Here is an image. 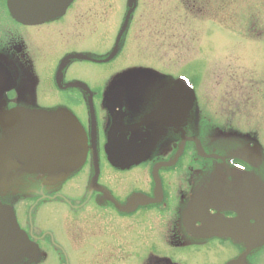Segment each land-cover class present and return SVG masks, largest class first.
<instances>
[{
  "label": "flooded vegetation",
  "instance_id": "flooded-vegetation-1",
  "mask_svg": "<svg viewBox=\"0 0 264 264\" xmlns=\"http://www.w3.org/2000/svg\"><path fill=\"white\" fill-rule=\"evenodd\" d=\"M79 2L45 18L29 0H0V264H107L123 249L102 250L106 237L90 223L142 227L154 215L175 245L143 249L137 264H264V217L250 207L264 193V152L252 135L194 121L191 85L190 111L165 105L176 80L155 105L145 102L138 66L128 75L116 69L135 44L129 13L120 15L126 27L113 52L88 42L94 27ZM129 5L133 12L135 0ZM56 206L71 217L62 221ZM55 212L81 229L70 227L76 243L66 234L75 249L47 224Z\"/></svg>",
  "mask_w": 264,
  "mask_h": 264
},
{
  "label": "rangeland",
  "instance_id": "rangeland-1",
  "mask_svg": "<svg viewBox=\"0 0 264 264\" xmlns=\"http://www.w3.org/2000/svg\"><path fill=\"white\" fill-rule=\"evenodd\" d=\"M135 2L137 6L130 12L129 0H80L78 8L86 16L82 19L92 29L94 27V31L88 34V42H94L96 47L113 45L112 51H116V38L120 29L124 30L126 27L124 25L119 28V25L124 24L120 22V15L127 11L130 19L127 24H133L129 34L130 41H135V44L130 43L126 50L128 63L125 60L112 59L117 60L116 69H125L127 75L137 69L132 67L138 66L137 73L143 78L137 80L138 84L141 88H146L147 95H151H144V101L153 100L155 105L172 86L173 81L182 76L196 92L194 121L206 122L214 127L230 126L229 129L237 130L239 137L252 135L257 152H264V1ZM114 67L113 64L112 68ZM98 73L105 74L100 71ZM106 74L107 78L111 75L108 72ZM128 78L131 81V76ZM146 81L148 85L143 84ZM132 87L138 88L134 85ZM116 98L113 95L112 102H121L120 98ZM224 130L227 129L222 128L219 131ZM239 145L244 143L241 141ZM259 195H256V201L250 207L253 212L264 217V193L260 190ZM208 201L216 202L213 197H209ZM260 203L262 205L259 211ZM54 210H57L62 221L67 216L71 217L63 207L56 206ZM57 212L48 219L47 224L57 234H61L67 247L69 244L70 249H75L66 234L73 236L72 240L76 243L78 236L72 235L71 229L73 232H80L81 229H75L76 226L73 228L71 224L70 229L69 223L57 222ZM166 225L162 218L154 215L142 227L130 220L114 224H103L95 220L89 226L95 236H100L99 239L106 237L102 250L107 244L109 246L106 249L111 250L118 244L123 249L120 251L121 256L118 250L107 264H137L142 255L141 250L152 247L166 250L175 245V240H169L165 236ZM141 228L146 233L140 234ZM99 239L94 241V248L98 246ZM78 243L80 249L89 248L87 240L85 245ZM204 255L205 253L202 254Z\"/></svg>",
  "mask_w": 264,
  "mask_h": 264
},
{
  "label": "water",
  "instance_id": "water-1",
  "mask_svg": "<svg viewBox=\"0 0 264 264\" xmlns=\"http://www.w3.org/2000/svg\"><path fill=\"white\" fill-rule=\"evenodd\" d=\"M61 1V2H60ZM71 0H29V6L32 5L33 9H47V13L48 14L47 17L44 16L45 18H49L52 16V12L53 10H57L55 12H58L59 10L62 9V7L68 5V3H70ZM56 3H60L59 6L56 7ZM24 5V4H23ZM53 9V10H52ZM43 14V15H45ZM41 17L42 15H33V18L38 19V17ZM2 88L0 89V94L2 92ZM185 99H184V97ZM175 100V101H174ZM193 100H194V91L192 88H190L187 83L182 80L179 79L175 82V85L173 87V89L165 96L163 102L165 105H172L173 103L176 105H181L183 104V108L185 109V112L187 113L188 111H190L193 108ZM188 101V108L186 106L185 103H187ZM186 106V107H185ZM171 114H173L174 112L171 111ZM6 244L5 241L0 240V263H1V252L4 249V245ZM243 259L241 258L239 261H237L235 264H242Z\"/></svg>",
  "mask_w": 264,
  "mask_h": 264
},
{
  "label": "bare ground",
  "instance_id": "bare-ground-1",
  "mask_svg": "<svg viewBox=\"0 0 264 264\" xmlns=\"http://www.w3.org/2000/svg\"><path fill=\"white\" fill-rule=\"evenodd\" d=\"M3 78H5V74H4V72L2 71V70H0V83H2V80L1 79H3ZM179 79H182V80H184L185 82H186V80L185 79H183L182 78V76H179L177 79H175L176 81L177 80H179ZM7 81V80H6ZM183 97H184V95H183ZM184 99H185V97H184ZM175 101V100H174ZM186 104V106H187V108H188V101H187V103H185ZM263 204H264V202H263ZM260 205H261V203H260ZM264 209V208H263ZM192 210H194L193 211V214H196V210H195V208H193Z\"/></svg>",
  "mask_w": 264,
  "mask_h": 264
}]
</instances>
